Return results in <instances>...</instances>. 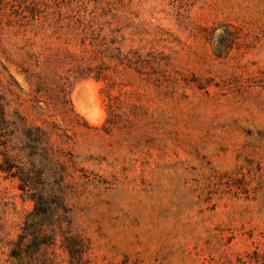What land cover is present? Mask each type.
I'll use <instances>...</instances> for the list:
<instances>
[{
    "label": "rangeland",
    "instance_id": "obj_1",
    "mask_svg": "<svg viewBox=\"0 0 264 264\" xmlns=\"http://www.w3.org/2000/svg\"><path fill=\"white\" fill-rule=\"evenodd\" d=\"M86 26L140 68L83 45ZM0 81L8 117L54 131L60 216L92 264H264V0H0ZM18 182L0 171V264H66L59 246L11 256L34 208Z\"/></svg>",
    "mask_w": 264,
    "mask_h": 264
},
{
    "label": "trees",
    "instance_id": "obj_2",
    "mask_svg": "<svg viewBox=\"0 0 264 264\" xmlns=\"http://www.w3.org/2000/svg\"><path fill=\"white\" fill-rule=\"evenodd\" d=\"M91 26H86V35L82 39L83 45L94 47L96 54L101 59L111 57V60L119 61L124 70L140 68L138 59H122L119 55L107 54L108 49L102 48L98 43L97 36L88 38ZM85 29V28H82ZM89 39V42L87 40ZM86 51V50H85ZM74 57V54H70ZM109 67L104 61L99 65L90 62L85 68V76L78 78L74 83L67 81L61 90L65 102H70L68 96L73 91L76 82L95 77L100 80L104 71ZM100 69V70H97ZM96 71V72H95ZM28 77L38 85L46 84V76L42 69L37 71L27 70ZM106 74L104 73V76ZM103 76V78H104ZM6 90L0 81V171L6 175L18 179V187L22 191L23 198L34 203L33 210L27 216L22 232L14 242L11 256L20 262L27 257L32 258L46 247L59 246L67 253L66 264H92L89 256L90 247L85 238L74 232L73 224L67 214L64 219L60 216L61 211L68 212V194L66 192L65 172L57 164L54 158L55 145L52 142L53 130L44 125L30 122L23 114H18L19 120L8 117L7 101H5ZM46 123V120H43ZM114 123L113 115L109 114L105 124ZM17 139V140H14ZM14 140L20 146L17 154L10 152L9 143ZM63 216V215H62ZM48 218L49 225L44 226L42 219Z\"/></svg>",
    "mask_w": 264,
    "mask_h": 264
},
{
    "label": "bare ground",
    "instance_id": "obj_3",
    "mask_svg": "<svg viewBox=\"0 0 264 264\" xmlns=\"http://www.w3.org/2000/svg\"><path fill=\"white\" fill-rule=\"evenodd\" d=\"M75 95V94H74ZM75 98V97H74ZM91 99V95H90V90L89 91H87V94L84 96V98L82 99V104H78V103H76L75 102V104L77 105V107L79 108V107H82L83 109H88V111L89 112H87V116H89V117H92L93 116V114H95L96 113V108L93 106V105H90L89 104V100ZM74 101H75V99H74ZM90 106V107H89ZM79 109H81V108H79ZM78 109V110H79ZM81 112V111H80ZM82 113V112H81ZM85 113V112H84Z\"/></svg>",
    "mask_w": 264,
    "mask_h": 264
},
{
    "label": "water",
    "instance_id": "obj_4",
    "mask_svg": "<svg viewBox=\"0 0 264 264\" xmlns=\"http://www.w3.org/2000/svg\"><path fill=\"white\" fill-rule=\"evenodd\" d=\"M88 90L89 89H88V87L86 85L80 86L75 92V102L78 103V104H82L83 103L82 99L87 94Z\"/></svg>",
    "mask_w": 264,
    "mask_h": 264
}]
</instances>
